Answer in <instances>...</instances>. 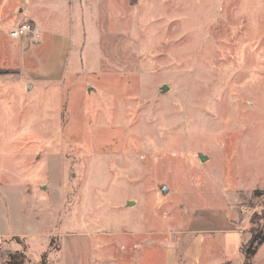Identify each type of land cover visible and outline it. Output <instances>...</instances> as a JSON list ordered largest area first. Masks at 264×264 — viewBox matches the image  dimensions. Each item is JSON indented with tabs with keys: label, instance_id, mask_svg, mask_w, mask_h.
Wrapping results in <instances>:
<instances>
[{
	"label": "rangeland",
	"instance_id": "obj_1",
	"mask_svg": "<svg viewBox=\"0 0 264 264\" xmlns=\"http://www.w3.org/2000/svg\"><path fill=\"white\" fill-rule=\"evenodd\" d=\"M33 1L70 46L63 80L27 92L20 49L32 62L41 42L9 37L36 25L24 0H0V232L28 241L3 244L37 264H181L185 233L229 217L239 250L236 233L201 264H247L264 205V0Z\"/></svg>",
	"mask_w": 264,
	"mask_h": 264
},
{
	"label": "crops",
	"instance_id": "obj_2",
	"mask_svg": "<svg viewBox=\"0 0 264 264\" xmlns=\"http://www.w3.org/2000/svg\"><path fill=\"white\" fill-rule=\"evenodd\" d=\"M39 4V2L37 3ZM45 10H49V5L47 3H42ZM25 7V18L27 20L33 21L36 25L35 32L37 40L36 43H40V48H37L39 52L33 54V56H29L28 58H23L22 51L20 49V56L17 62H20L22 73V82L23 87L26 88L27 92H39L38 87H44L46 85H55L60 83L63 80V75L66 67L67 54L70 46V39L68 36L51 32L48 28L44 27L37 17H34V11H32L33 7L36 6V1L33 0H24ZM32 24V23H31ZM19 26V25H18ZM14 28V27H13ZM12 29V28H11ZM42 35L39 36L38 33ZM32 37V36H31ZM42 40V41H41ZM37 49L35 51H37ZM45 50V52L43 51ZM43 52L44 54H42ZM26 66H24L25 62ZM27 192H30L29 190ZM200 216V215H199ZM197 216L195 221L199 218ZM212 221H207L203 224V227L193 228V230L185 233L183 238L184 241V256L181 264H201L203 258V250L205 246H210L212 248H218L219 250H223L226 248L227 240L233 239V235L236 234L239 237L238 241V250L240 246V233L233 229V225L227 217V224L223 225V227H215ZM196 227V225H195ZM7 238H20L21 241L24 240L25 245L28 243L25 236L20 234L19 232H0V252L5 250V257L8 255H13L15 253H24L21 251L20 244L17 243H9L7 245L3 244V240ZM186 240V242H185ZM198 245V247L195 246ZM4 248H2V246ZM29 244L27 245V247ZM191 246H195L197 248L198 253L191 256L189 254ZM48 246L46 250H41L36 253V257L40 258L43 253L47 252ZM30 256V255H29ZM52 257V256H51ZM188 259V260H187ZM92 261V260H91ZM38 261L30 262L29 258H26L25 262L22 264H37ZM5 264V263H0Z\"/></svg>",
	"mask_w": 264,
	"mask_h": 264
},
{
	"label": "trees",
	"instance_id": "obj_3",
	"mask_svg": "<svg viewBox=\"0 0 264 264\" xmlns=\"http://www.w3.org/2000/svg\"><path fill=\"white\" fill-rule=\"evenodd\" d=\"M254 198H259L258 191L253 194ZM257 218V220H256ZM250 238L245 242L241 248V254L243 255L244 261L249 264L252 258L257 253L258 248L264 243V205L262 206V212L259 217L251 220L250 226ZM7 264H22L26 260V256L23 253H15L8 255ZM45 255L41 257L40 264H44Z\"/></svg>",
	"mask_w": 264,
	"mask_h": 264
},
{
	"label": "built area",
	"instance_id": "obj_4",
	"mask_svg": "<svg viewBox=\"0 0 264 264\" xmlns=\"http://www.w3.org/2000/svg\"><path fill=\"white\" fill-rule=\"evenodd\" d=\"M9 37L13 40L20 39L28 36H35L36 32L33 24L30 22H24L20 24L19 26L12 28L9 33ZM0 261H1V255H0Z\"/></svg>",
	"mask_w": 264,
	"mask_h": 264
},
{
	"label": "water",
	"instance_id": "obj_5",
	"mask_svg": "<svg viewBox=\"0 0 264 264\" xmlns=\"http://www.w3.org/2000/svg\"><path fill=\"white\" fill-rule=\"evenodd\" d=\"M162 90H163V92H164V91H165V88H162ZM200 160H201V161H204V160H205V157L200 156ZM161 192H162V194H166L167 189L163 187L162 190H161Z\"/></svg>",
	"mask_w": 264,
	"mask_h": 264
}]
</instances>
